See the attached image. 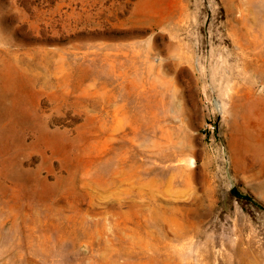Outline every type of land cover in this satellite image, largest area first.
I'll list each match as a JSON object with an SVG mask.
<instances>
[{
    "label": "rangeland",
    "instance_id": "374dc122",
    "mask_svg": "<svg viewBox=\"0 0 264 264\" xmlns=\"http://www.w3.org/2000/svg\"><path fill=\"white\" fill-rule=\"evenodd\" d=\"M0 264H264V0H0Z\"/></svg>",
    "mask_w": 264,
    "mask_h": 264
},
{
    "label": "bare ground",
    "instance_id": "6f19581e",
    "mask_svg": "<svg viewBox=\"0 0 264 264\" xmlns=\"http://www.w3.org/2000/svg\"><path fill=\"white\" fill-rule=\"evenodd\" d=\"M235 101H237V100H235ZM234 105H235V103H234Z\"/></svg>",
    "mask_w": 264,
    "mask_h": 264
}]
</instances>
